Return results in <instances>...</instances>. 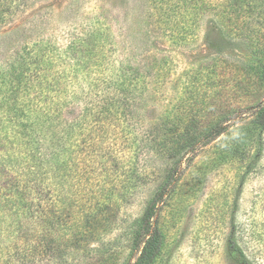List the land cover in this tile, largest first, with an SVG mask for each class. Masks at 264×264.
<instances>
[{
  "label": "rangeland",
  "instance_id": "rangeland-1",
  "mask_svg": "<svg viewBox=\"0 0 264 264\" xmlns=\"http://www.w3.org/2000/svg\"><path fill=\"white\" fill-rule=\"evenodd\" d=\"M234 1L0 0V67L16 55V40L33 57L42 47L58 56L66 77L45 92L54 110L41 124L24 119L29 133L48 135L38 146L52 152L54 138L68 162L54 170L43 160L31 174L45 195L32 208L46 223L24 222L16 239L11 228L1 233L0 264H134L141 215L180 156L170 139L226 112H237L227 131L180 162L154 219L161 243L149 264H235L226 253L231 235L251 264H264V128L251 107L264 101V0H238L240 10ZM119 91L127 101L115 110ZM3 125L12 126L0 118L2 166ZM7 167L0 185L18 177L20 192L24 177ZM84 200L97 214L88 223Z\"/></svg>",
  "mask_w": 264,
  "mask_h": 264
},
{
  "label": "trees",
  "instance_id": "trees-1",
  "mask_svg": "<svg viewBox=\"0 0 264 264\" xmlns=\"http://www.w3.org/2000/svg\"><path fill=\"white\" fill-rule=\"evenodd\" d=\"M241 6L242 5H240L238 0H235L233 3V10H240ZM0 21H3V19H0ZM236 21L238 24L241 23V19L238 20L236 18ZM244 24H246V20ZM16 41V55L14 57L12 56L7 63L1 65L2 68L0 67V118L1 120H8L12 125L10 132H8L6 125H3L1 129V131L4 130L5 132V138L2 141L4 142V145L2 147L3 149L6 147V151L3 152V155L8 159L3 166L0 165V173L7 175L4 171H7L6 169H8V165L10 170H14L15 173H21L22 175L19 177H24V180L26 181L20 192L18 190L20 185L14 187L12 183V181L19 182L20 178L18 177L10 178V183L8 182L5 186L4 184L2 186L0 185V234L9 231V228H11V233L14 237L13 239H16V236L13 233L15 231V227L21 226L28 220L41 219V222L46 223V214L39 211L37 208H32L34 200H37L39 204V202L41 203L45 198V195H43L40 191V186L36 183V181H34L35 178L32 176L39 174V168L42 166L43 160L44 162L53 163L54 170L62 169V167L64 169L65 166L68 165L67 158H64L66 153L65 148L62 149L61 142L59 144H55L52 141L54 138L51 139L54 136V132H52V135L50 136L51 141L48 147L50 148V146H52V152H49L47 146H38L46 142L43 138L46 137L47 139L48 135L45 133L39 135L38 133L44 130L41 129L36 131V129L33 128H31L32 131L29 133L27 128L30 125H28L26 119H24L35 117L37 121L35 124H41L39 123L40 119H46V117L51 115L50 111L54 110L50 106V103L47 102L48 95H46L45 92H49L53 89L57 90V88H59L62 84V78L65 79L66 77L61 76V65L58 56L53 55L50 51H48V49H46V47H42L33 57L29 49L25 50L28 47L27 45H24L26 42L19 40ZM19 51L21 53L20 55ZM23 53H25V55ZM89 54L90 52H87V55ZM76 60L79 59L77 58ZM81 60L83 62V59ZM72 65L73 68L71 70V74L75 77L79 72V63ZM251 67H253V70L255 71V63L251 65ZM28 77H32L34 80L31 81ZM258 77L261 82L264 81V68ZM29 81L31 83L27 86ZM115 82H118L117 85H115V88L118 90L120 82L118 79H116ZM96 83L97 82H95V84ZM32 87H35L37 91L34 95L26 92ZM122 94L123 93H120L119 91V96L112 97L114 99L113 108L115 110H119V101L122 103L121 99L126 100V96L120 98ZM24 96L27 97L28 100L25 99ZM36 96H40L42 98H38ZM32 97L37 100L35 105H32ZM107 105L110 106V102H108ZM251 107L255 109L253 114L255 126L261 129L264 128V101L254 104ZM226 113V115H222L219 118L211 120V126L204 130L196 128L192 130H189L190 128H187L186 130L182 129L179 136L176 135L173 139L169 138L170 140H173V147H171L170 150L172 152H176L178 155L180 154V156L169 168L166 180L159 186V189L150 199L141 215L138 226L139 230L134 233L133 236V240L135 242L134 245L137 250V257L134 264H149L157 256L161 243V237L154 219L157 215V211L159 210V204L164 200L163 197L166 192L173 187L177 181L179 175L178 170L183 157L186 156L187 153H192L196 151L197 148L221 137L227 131L228 124L231 123L227 122L234 118L237 115V112ZM85 115L90 117L91 111L89 114L84 113L81 116L80 121H82V118ZM92 117H94V114H92ZM234 119L232 121H235ZM22 120L24 122H22ZM92 121H94V118H92ZM235 122H233V124ZM12 129L14 135L11 132ZM63 132L67 135L71 134V130H63ZM15 141H17L18 144L17 148L13 149ZM34 144L35 146L32 147ZM55 145H59V149L56 151H54L56 147ZM7 146L12 149L13 152L8 150ZM5 161L6 158L0 159V163ZM115 162L116 161H114V164ZM26 177H29L28 180H26ZM30 180H33L34 182L30 183ZM103 190L106 191L105 189ZM110 198H102L103 200L100 204L105 203V205H107ZM91 202L93 203L94 201L92 200ZM80 203V207H87L85 200ZM38 206L39 205H37V207ZM87 209L89 208L83 209L82 216H84L85 221L88 223L90 219H94L97 214H92L91 211ZM101 212L104 213V211ZM39 233L40 234L38 235H41L39 240H41L43 239L41 237L45 235V232L43 231ZM27 242H29V240ZM18 247L23 249L21 246ZM30 247L31 245H27L22 250L23 256H20V259L24 257V250L27 248L30 249ZM226 253L229 260L235 264H251L232 235L229 236L227 240Z\"/></svg>",
  "mask_w": 264,
  "mask_h": 264
}]
</instances>
